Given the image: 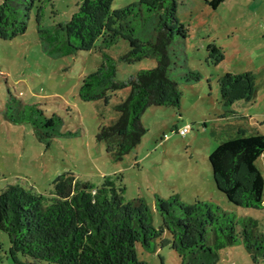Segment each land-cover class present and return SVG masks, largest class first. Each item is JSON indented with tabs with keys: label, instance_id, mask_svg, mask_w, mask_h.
I'll return each instance as SVG.
<instances>
[{
	"label": "trees",
	"instance_id": "obj_1",
	"mask_svg": "<svg viewBox=\"0 0 264 264\" xmlns=\"http://www.w3.org/2000/svg\"><path fill=\"white\" fill-rule=\"evenodd\" d=\"M38 0L0 1V38L12 39L28 27L31 10ZM37 4L38 34L59 45L61 53L95 50L101 55L96 69L82 78L79 97L84 101L110 102L119 90L125 97L113 104L118 116L99 126L96 137L105 141L108 153L120 160L135 148L147 128L142 122L146 108L172 105L179 108L180 82H196L200 73L186 69L172 75L171 45L186 38L189 29L179 19L177 0H137L112 8L113 0H80L70 17L45 27L44 2ZM49 1V0H47ZM213 8L224 0H206ZM120 39L129 48L116 59L108 49ZM208 61L221 62L224 50L215 42L207 45ZM156 59L153 68L140 69L127 79L117 77V62ZM224 116L235 114L236 101H253L258 92L251 70L227 71L219 79ZM5 111L13 122H28L35 137L47 147L62 132L63 118L48 116L40 103L25 102L9 92ZM239 135L221 141L209 154L216 187L228 201L246 208L263 206L264 175L256 164L264 154V133ZM122 173L104 175L100 184L65 171L52 181L47 193L18 183L0 191V229L9 239L8 252L18 264H148L139 250L169 247L181 264H215L218 249L242 241L257 263L264 261V233L258 220L238 217L212 200L184 201L177 193H155L161 224H153L147 200L138 195L126 199ZM239 225V226H238ZM24 256L25 259L20 256Z\"/></svg>",
	"mask_w": 264,
	"mask_h": 264
},
{
	"label": "rangeland",
	"instance_id": "obj_2",
	"mask_svg": "<svg viewBox=\"0 0 264 264\" xmlns=\"http://www.w3.org/2000/svg\"><path fill=\"white\" fill-rule=\"evenodd\" d=\"M40 1L35 2L24 33L12 39L0 38V191L18 183L47 193L52 181L65 171L95 184L102 182L103 172L122 173L126 199L143 196L155 226L161 224L155 193L165 197L177 193L188 203L212 200L238 217H252L258 220L257 231L264 233V201L260 208L228 201L215 185L209 162V154L221 141L239 135L238 128H244L247 134L264 133V0H224L216 8L206 0H177L178 17L189 32L171 45V73L178 77L191 69L200 73V80L180 82L179 108H146L142 122L147 131L120 160L112 158L106 142L99 141L96 133L100 125L112 123L118 116L113 104L127 91H117L108 104L79 97L83 76L96 69L101 55L95 50L63 54L55 42L40 38L36 21ZM79 1L43 0L42 24L56 31V24L66 21ZM132 1L137 0H113L112 8ZM209 42L224 50L225 57L218 64L207 59ZM128 48V42L120 39L108 52L118 59ZM156 64L152 57L133 63L118 60L117 77L125 80ZM245 70L256 77L257 95L253 101H236L235 114L224 116L218 79L227 71ZM9 92L25 102L40 103L48 116L60 115L64 134L47 147L35 137L30 123L11 121L5 111ZM185 125L190 126L186 134L176 131ZM256 164L264 175V154ZM8 247V236L0 229V264H18ZM138 254L148 264H181L179 254L169 247L140 249ZM258 260L255 263L251 252L239 241L218 249L215 264H264L261 257Z\"/></svg>",
	"mask_w": 264,
	"mask_h": 264
},
{
	"label": "built area",
	"instance_id": "obj_3",
	"mask_svg": "<svg viewBox=\"0 0 264 264\" xmlns=\"http://www.w3.org/2000/svg\"><path fill=\"white\" fill-rule=\"evenodd\" d=\"M189 129H190V126L189 125H185V126H182L179 129H176V131L179 132L180 134L184 135V134H186V132L189 131Z\"/></svg>",
	"mask_w": 264,
	"mask_h": 264
},
{
	"label": "crops",
	"instance_id": "obj_4",
	"mask_svg": "<svg viewBox=\"0 0 264 264\" xmlns=\"http://www.w3.org/2000/svg\"><path fill=\"white\" fill-rule=\"evenodd\" d=\"M103 174H104V175H107V174H105L104 172H103ZM104 175H103V176H104Z\"/></svg>",
	"mask_w": 264,
	"mask_h": 264
}]
</instances>
